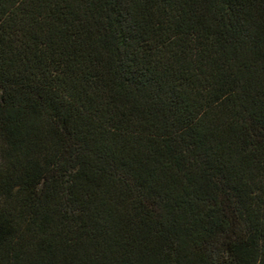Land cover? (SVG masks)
<instances>
[{"label": "trees", "instance_id": "trees-1", "mask_svg": "<svg viewBox=\"0 0 264 264\" xmlns=\"http://www.w3.org/2000/svg\"><path fill=\"white\" fill-rule=\"evenodd\" d=\"M0 264H264V0H0Z\"/></svg>", "mask_w": 264, "mask_h": 264}]
</instances>
